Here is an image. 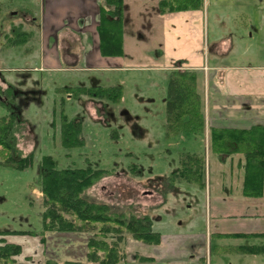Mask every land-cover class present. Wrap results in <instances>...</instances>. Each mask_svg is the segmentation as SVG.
<instances>
[{"label": "rangeland", "instance_id": "1", "mask_svg": "<svg viewBox=\"0 0 264 264\" xmlns=\"http://www.w3.org/2000/svg\"><path fill=\"white\" fill-rule=\"evenodd\" d=\"M20 2L6 1L0 9V87L3 91L16 90L17 94L13 95L14 102L7 99L3 104L0 101V116L8 113V105L9 109L12 103L16 106V110L13 107L12 110L26 122L18 134L19 148L25 153L34 152L32 166L23 171L5 167L0 159V231L31 232L3 236L8 242L22 246V253L15 259L26 264H44L48 260L57 264H98L87 260V242L98 232V225L91 224L79 232H42V217L48 208L39 182L40 160L44 155H51L59 168L91 167L109 171L88 189V194L96 201L115 206L126 216L134 213L149 217L153 230L163 235V245L156 246L125 233L120 264H135L133 261L141 260L142 255L169 253L166 250L177 238L183 242L173 248L181 254L191 248L190 239L201 241L204 236L208 254L212 236L209 232L215 220L213 207L219 203L218 193L229 192V189L234 194L240 192L243 171L238 161L243 156L237 154L222 161L212 152L207 79L204 77L201 97L205 130L191 134L188 141L186 138H167V78L178 69L195 71L197 77L199 71L187 65H175L164 76L154 77L155 70H149L157 67L141 64V61L124 66L126 70L115 67L114 71H45L38 66L37 53L33 51V59H22L21 54L28 51L25 46L13 47L8 44L10 37H1L3 32H11V22L15 25L23 23L22 15L15 9ZM29 3L28 6L34 8L38 0ZM212 7L211 0L210 37L217 29ZM255 21L254 16H251V22L243 21L249 25V32L253 31ZM228 25L235 34L245 28L239 23ZM3 40L5 45H2ZM262 42L264 30L253 38L250 45L238 46L236 52L254 56L257 43ZM121 80H124V91L119 102L101 94L71 93L70 96L68 91H63L68 87L115 86ZM62 114L81 123L82 146H62ZM189 154L202 160L204 187L175 175L183 161L189 160Z\"/></svg>", "mask_w": 264, "mask_h": 264}, {"label": "crops", "instance_id": "2", "mask_svg": "<svg viewBox=\"0 0 264 264\" xmlns=\"http://www.w3.org/2000/svg\"><path fill=\"white\" fill-rule=\"evenodd\" d=\"M6 1L10 2L0 0V9ZM210 1L204 0L201 9L161 14L159 0H123L124 24L118 40L122 54L115 56L104 55L101 51L98 26L101 7L105 6L106 0H38L34 8L28 6L31 5L30 0H21L15 9L22 15L23 23L15 25L11 22V32H3L1 37L7 39L13 35L14 27L21 28L29 37V41L17 46H25V51L28 50L21 54V58L33 59L34 51L38 55V66L45 71H114L115 67H120L117 70H126L124 66L141 61V64L157 67L147 68L149 71L155 70V77L164 76L175 65H187L199 71L197 91L201 97L203 83L207 79L211 128L249 129L257 125L264 126V42L257 43L254 56L236 52L238 46L244 48L250 45L253 38L264 30V0H212L217 29L212 31L211 37L208 28ZM251 16L256 17V25L249 32V25L243 21L251 22ZM230 23H239L245 28L235 34L228 25ZM112 35L109 36L113 39ZM2 45H5L4 40ZM11 45L17 44L12 42ZM119 84L123 85L124 80ZM190 137L191 134H183L176 138H186L185 141H188ZM241 186L242 183L237 194L232 193L231 189L229 192L218 193L220 200L213 207L215 220L209 232L212 236L209 239L208 254L204 236L200 238L201 241L190 239L191 248L181 254L173 248L183 242V239L177 238L173 240L175 242L172 241L174 245L166 250L169 253L142 255L144 259L133 262L264 264L263 237L220 236L230 233H264V194L261 197H246L241 193ZM162 237L156 246L163 245ZM243 246L263 250L260 253L236 250Z\"/></svg>", "mask_w": 264, "mask_h": 264}, {"label": "trees", "instance_id": "3", "mask_svg": "<svg viewBox=\"0 0 264 264\" xmlns=\"http://www.w3.org/2000/svg\"><path fill=\"white\" fill-rule=\"evenodd\" d=\"M159 11L166 14L175 11L201 9L204 0H159ZM123 0H106L101 7L100 24L101 51L104 55L121 53L120 37L123 32ZM113 34L112 39L110 34ZM26 39L17 37L15 44ZM11 87V86H9ZM0 87L1 102L6 93ZM72 95L89 94L104 95L114 102L121 101L124 87H75L64 88ZM80 94V95H81ZM166 137L174 139L183 134H196L205 130V116L201 109V96L197 91V73L192 70H174L167 78L166 87ZM14 102L13 99L10 102ZM9 103V102H8ZM11 105V104H10ZM13 105V103H12ZM0 117V159L5 167L23 171L32 166L34 152L25 153L19 148L18 134L24 120L18 113L9 109ZM11 108V107H10ZM61 143L65 148H75L84 144L81 134L82 125L75 118L61 115ZM26 123V122H25ZM212 152L218 159L240 154L243 159L238 166L243 171L241 193L246 197H261L264 194V126H253L249 129L210 128ZM189 160L183 161L182 167L175 173L186 181L204 187V169L198 156L188 155ZM105 169L59 168L51 155H44L40 160V189L48 206L42 217V232L56 231L61 233L79 232L91 224L98 225V232L87 242V260L98 264H118L123 259L122 242L125 233L147 244H159L161 233L154 231L149 217L131 213L126 216L115 206L94 200L88 189L107 175ZM72 216L75 219H71ZM29 231H0V264H26L15 258L22 253V246L10 243L3 236L11 234H30ZM219 236V235H216ZM228 238L263 237L264 233H230L222 234ZM110 240V241H109ZM243 253H260L259 247L243 246L236 249ZM144 259V258H142ZM147 259V258H146ZM44 264H57L48 260ZM66 264H85L67 262Z\"/></svg>", "mask_w": 264, "mask_h": 264}, {"label": "flooded vegetation", "instance_id": "4", "mask_svg": "<svg viewBox=\"0 0 264 264\" xmlns=\"http://www.w3.org/2000/svg\"><path fill=\"white\" fill-rule=\"evenodd\" d=\"M14 29V32L12 33L13 35H11L10 36V38H11V40H8L7 42H8V44L9 45H11V43L13 42L14 44H15V39L17 38V37H20V38H22V39H26L24 42H20L19 44H17L16 46H13V45H11V46H13V47H17V46H20L22 43H26L27 41H29V37L27 36V35H25V32H23L22 31V29L21 28H18L17 26L16 27H14L13 28ZM25 35V36H24ZM9 38V37H8ZM5 44H6V42H5ZM43 70V69H42ZM1 75L2 74H0V77H1ZM117 85H120V84H117ZM117 85H115V86H117ZM11 86V85H10ZM123 86V85H122ZM9 87V86H8ZM92 87V86H91ZM15 90V89H14ZM17 95L16 94V90L15 91H13V92H10L9 94H7L6 93V96L4 97V99L5 100H7V99H9V100H11V99H15V97L13 96V95ZM70 96H71V93L69 94ZM13 99V100H14ZM2 100V96H0V101ZM15 101V100H14ZM11 107V106H10ZM12 107L13 108H15V110H16V106L15 105H12ZM11 107V109H13Z\"/></svg>", "mask_w": 264, "mask_h": 264}]
</instances>
